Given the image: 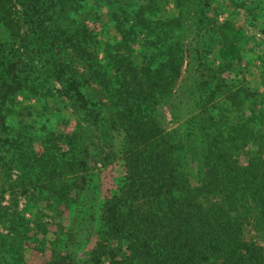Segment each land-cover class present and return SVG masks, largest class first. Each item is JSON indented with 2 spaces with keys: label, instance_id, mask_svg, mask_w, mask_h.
I'll return each instance as SVG.
<instances>
[{
  "label": "trees",
  "instance_id": "16d2710c",
  "mask_svg": "<svg viewBox=\"0 0 264 264\" xmlns=\"http://www.w3.org/2000/svg\"><path fill=\"white\" fill-rule=\"evenodd\" d=\"M208 2L0 0V264H264L262 96L229 88L225 106L198 80L202 60L227 72L247 42ZM168 99L189 111L179 129L160 117ZM109 167L123 173L105 191ZM7 193L28 204L10 210Z\"/></svg>",
  "mask_w": 264,
  "mask_h": 264
},
{
  "label": "rangeland",
  "instance_id": "374dc122",
  "mask_svg": "<svg viewBox=\"0 0 264 264\" xmlns=\"http://www.w3.org/2000/svg\"><path fill=\"white\" fill-rule=\"evenodd\" d=\"M198 1H200V9L201 7L205 6V0ZM219 1L221 0H209L207 4L210 9L208 16H212L214 19L219 20H223L226 17L234 19L238 28L244 32L247 40L245 50L242 52L243 61H237L236 66L227 72H212L209 71V69L211 68V64L213 65L215 54H211L209 55V58L207 57L209 61L206 59V61L202 60L203 65L198 70L196 76L198 75L199 80L200 75H204L203 80L206 79L207 82L211 84L212 89L215 91L216 102H221L222 105L224 104L226 106V104H228L226 102L225 95L229 88H234L237 90L239 87L247 86L256 91L259 90L262 97L259 99L257 107L261 106L264 108V0H243L242 2L237 1L236 3L234 2L235 5L231 0H222L223 2L227 3L226 5L228 6V8L223 10H220L221 8L217 4ZM190 16L191 15H186L187 19L184 18V22L185 24L187 23L188 27H191L193 23L192 19H188ZM208 16L201 15L197 19L201 20L203 23H207L208 20L205 17ZM101 20L102 21L98 23V27L103 26V21L106 23L109 22V18L106 14L102 16ZM112 28L113 26L109 25V27H106L105 30ZM203 29L205 30V28ZM111 31L114 33L113 29ZM185 35L190 37L188 34ZM205 40L207 42L210 41L209 37L205 38ZM216 50L217 49L214 48V51ZM189 68L190 67L187 63L183 65L180 81H184V79L189 76L191 72V70H188ZM80 69L83 71L81 66ZM231 79L233 80L231 81ZM87 88L90 89V93H94L97 95V97H99V99H103L102 96H100L99 89L97 88L96 84H94V82L90 81L87 85ZM27 98L28 97L20 96L18 100L29 105L32 103V100ZM103 112L104 121L107 124H110L113 119V110L109 106H105L103 107ZM159 112L161 114L160 117L164 121L163 123H165L168 128L173 130L179 129L182 126V119L186 118L189 114V111L184 107V105H180V108H176L172 105L171 100L169 99L165 100V103L161 104L159 107ZM67 113H69V111ZM193 165L194 163H191V171L195 169V166ZM15 173L17 172L14 171V175ZM122 173L123 171L120 167H114L112 171H110L109 167L107 170L99 173L97 182L100 183L102 190L106 191L107 188L113 186L114 178L120 176ZM2 181L3 179L0 177V184ZM27 204L28 203L24 195H19L15 201L13 200L12 196L7 193L5 195V199H3V205L8 206L12 211L23 210ZM25 213L27 217L32 218V213H36V208L30 206L29 209L25 211ZM42 217L44 221H53L55 223L59 222V224L62 226H67L70 223V218H68V213L66 212L64 214L58 212H48L46 216ZM54 228L55 227L51 229L53 230ZM246 233L248 238L256 239V233L251 226L247 227ZM261 242L264 245V238L261 240Z\"/></svg>",
  "mask_w": 264,
  "mask_h": 264
}]
</instances>
